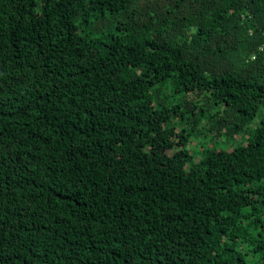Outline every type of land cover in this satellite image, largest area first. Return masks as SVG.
<instances>
[{"label": "trees", "instance_id": "obj_1", "mask_svg": "<svg viewBox=\"0 0 264 264\" xmlns=\"http://www.w3.org/2000/svg\"><path fill=\"white\" fill-rule=\"evenodd\" d=\"M262 105L264 0H0V264H264Z\"/></svg>", "mask_w": 264, "mask_h": 264}, {"label": "rangeland", "instance_id": "obj_2", "mask_svg": "<svg viewBox=\"0 0 264 264\" xmlns=\"http://www.w3.org/2000/svg\"><path fill=\"white\" fill-rule=\"evenodd\" d=\"M205 97V95H204ZM203 96L201 97H198V100H201L203 101L204 98ZM194 98V96H193ZM203 108L205 109H208L210 110L213 105L212 104H203L202 106ZM264 114V105H262L258 111H257V114L254 118V120L252 121V123L250 124V126L248 127L249 130H253L257 125H258V122L261 118V116ZM206 134L208 135V133L206 132ZM242 140H245L246 137H242L241 138ZM219 143L217 142H212V141H207L204 139V136L201 134L200 136H194L192 141L188 144V148L190 149L192 155H194V158L195 160H198L199 158L202 157V154H201V149L202 147L206 146L205 144L208 143L210 144L211 146H213V144H217L220 148L222 147H228L229 145L226 143L225 139L222 137L221 139L218 140ZM202 144V147L201 145ZM230 148H232V145L230 146ZM247 260L248 262H250L249 264H258V261H259V256L258 255H255V256H252L251 254H248L247 256Z\"/></svg>", "mask_w": 264, "mask_h": 264}]
</instances>
